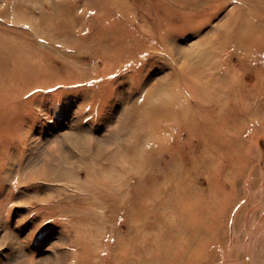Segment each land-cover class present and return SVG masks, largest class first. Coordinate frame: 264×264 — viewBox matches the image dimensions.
<instances>
[{
  "label": "rangeland",
  "instance_id": "obj_1",
  "mask_svg": "<svg viewBox=\"0 0 264 264\" xmlns=\"http://www.w3.org/2000/svg\"><path fill=\"white\" fill-rule=\"evenodd\" d=\"M182 231L179 264H264V0H0V264Z\"/></svg>",
  "mask_w": 264,
  "mask_h": 264
},
{
  "label": "bare ground",
  "instance_id": "obj_2",
  "mask_svg": "<svg viewBox=\"0 0 264 264\" xmlns=\"http://www.w3.org/2000/svg\"><path fill=\"white\" fill-rule=\"evenodd\" d=\"M141 202H142V205H141V203H139L138 210L135 211V212L139 213L138 214L139 216L142 215V213H144V212H142V208H143L142 206L149 204L150 201L142 200ZM130 212H133V209L130 210ZM182 232H184L183 234L185 235V239H183L184 244H182V246L180 248L176 247V249H175V247H172L173 245L170 243V241L169 242L163 241V243H161V246H162L161 252L164 255L162 256V254H161V255H157L156 257H154V260L156 261V263L159 262V263H164V264H179L182 257H189L191 255L192 247L189 245L191 241L188 242L190 236H188L185 233V231H182ZM171 237L174 238L175 236H171ZM203 238H204V234H201V236L198 237V240H202ZM195 240H197V238H195ZM155 244L158 245V244H160V242L155 243ZM144 247L145 246H142L141 248L139 247L136 250H139V252L141 254H143L144 260L152 259V257L151 256L149 257V255L146 253L147 249ZM189 259H191V258L189 257L188 260ZM115 262H117V261H115ZM118 264H137V262H134L129 255L125 254V256H124V254H123V256H122V258H120V261Z\"/></svg>",
  "mask_w": 264,
  "mask_h": 264
}]
</instances>
